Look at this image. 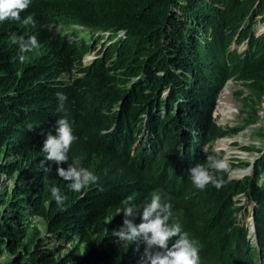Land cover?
Masks as SVG:
<instances>
[{
  "label": "trees",
  "instance_id": "16d2710c",
  "mask_svg": "<svg viewBox=\"0 0 264 264\" xmlns=\"http://www.w3.org/2000/svg\"><path fill=\"white\" fill-rule=\"evenodd\" d=\"M29 15L35 26L23 23ZM75 25L90 29L89 42ZM13 35L38 40L23 63ZM231 79L264 87V0H31L20 21L0 22V172L14 180L0 190V264H139L144 246L137 252L112 235L123 222L118 210H142L161 189L169 223L195 242L198 264H260L264 149L244 179L230 165L220 189L198 190L188 173L206 162L205 144L225 157L214 145L228 134L213 113ZM57 93L67 97L60 110ZM60 118L76 137L68 163L78 158L99 177L80 193L41 150V133L55 135ZM53 184L67 196L62 208ZM241 197L254 207L258 247L238 217ZM48 240L71 248L57 253Z\"/></svg>",
  "mask_w": 264,
  "mask_h": 264
},
{
  "label": "clouds",
  "instance_id": "9594fccd",
  "mask_svg": "<svg viewBox=\"0 0 264 264\" xmlns=\"http://www.w3.org/2000/svg\"><path fill=\"white\" fill-rule=\"evenodd\" d=\"M30 4L31 0H0V22L20 21L21 12L27 10ZM23 23L35 26V20L31 15L25 18ZM46 27L51 30L53 26ZM62 27L63 25L57 27V32ZM11 39L18 45L21 63L26 59L24 54L32 53L39 48L38 40L34 35L27 39L13 35ZM56 95L60 101L58 110L63 109L67 97L63 93ZM54 130L55 135L52 130L41 133L45 137L41 150L46 154L45 160L56 165V173L67 182L68 190L80 193L86 187L98 184L99 177L89 168L84 167L80 159L73 158L72 162L68 163L70 146L76 139L68 119H58ZM201 151L206 156V162L197 163L188 169L192 184L198 190H205L209 184L220 189L225 184V174L230 176L229 161L226 157L208 154L207 144L201 147ZM64 164L68 165L67 168L63 166ZM48 190L56 205L62 208L67 196L55 184ZM118 213H123V222L122 225L113 229L112 235L117 243L134 242L137 252H140L141 245L144 246L139 264H198V247L188 234L182 231L179 223H169L172 215L171 206L162 204L160 195L153 193L150 202H146L142 210L138 211L136 206L129 203L118 210ZM137 217L140 218L139 223L136 222Z\"/></svg>",
  "mask_w": 264,
  "mask_h": 264
},
{
  "label": "rangeland",
  "instance_id": "374dc122",
  "mask_svg": "<svg viewBox=\"0 0 264 264\" xmlns=\"http://www.w3.org/2000/svg\"><path fill=\"white\" fill-rule=\"evenodd\" d=\"M73 29L81 34L79 35L80 39H86L89 42L90 36L87 35L90 33L89 28L75 25ZM103 37L105 40H110V36L107 34L103 35ZM106 42L108 43L109 41ZM94 44L95 42H93ZM241 49L243 50L244 48L242 47ZM98 50H100L99 46L96 50L89 52L83 57L82 62L84 66L90 65V63L97 59L96 51ZM68 80L69 78L66 77V81ZM213 117L216 119L218 125L228 134L227 137L220 138L215 142L214 149L224 152L229 164L233 166L231 174L234 178L244 179L250 176L256 160L261 155L260 150L264 149V87L259 88L256 81L229 80L219 94ZM241 171H248V173L240 176L238 173ZM13 185L14 180L0 172L1 192L3 190L9 191ZM154 193L161 196L162 203L168 197V193L163 189L154 191ZM238 202L241 206L245 207V210L238 217L247 226L251 242L254 245V229L256 227L252 216L254 207L244 197H241ZM6 210L7 207H0V221L3 217V211L5 212ZM35 224L46 234L47 226L44 220L35 218ZM49 241H47L49 248L55 249L60 254H66L71 248V244L66 245L65 242L49 243ZM260 264H264V257L261 258Z\"/></svg>",
  "mask_w": 264,
  "mask_h": 264
},
{
  "label": "bare ground",
  "instance_id": "6f19581e",
  "mask_svg": "<svg viewBox=\"0 0 264 264\" xmlns=\"http://www.w3.org/2000/svg\"><path fill=\"white\" fill-rule=\"evenodd\" d=\"M228 87V86H227ZM231 90V89H230ZM230 142V141H229ZM228 143V142H227ZM227 143H225L227 145ZM230 144V143H229ZM225 145V146H226ZM248 173V171H241L238 173V175L243 176L244 174Z\"/></svg>",
  "mask_w": 264,
  "mask_h": 264
}]
</instances>
